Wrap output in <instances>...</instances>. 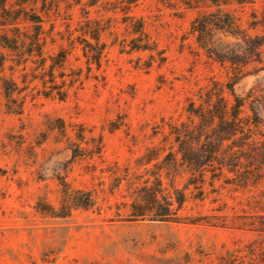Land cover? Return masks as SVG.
<instances>
[{
	"label": "rangeland",
	"instance_id": "obj_1",
	"mask_svg": "<svg viewBox=\"0 0 264 264\" xmlns=\"http://www.w3.org/2000/svg\"><path fill=\"white\" fill-rule=\"evenodd\" d=\"M52 1L46 60L9 61L0 73V264H220L227 251L261 243L248 229L132 221L130 194L154 164L144 156L162 139L155 135L162 120L186 122L189 99L233 76L220 60L243 66L237 94L264 90V46L255 56L243 41L264 36V0H139L130 15L145 21L158 45L153 53L122 47L135 36L116 10L121 0L87 8L93 0ZM85 10L111 26L100 65L81 42H69ZM3 79L18 85L20 114L7 107ZM64 184L93 192L96 205L66 216ZM215 196L188 203L184 214H219Z\"/></svg>",
	"mask_w": 264,
	"mask_h": 264
},
{
	"label": "trees",
	"instance_id": "obj_2",
	"mask_svg": "<svg viewBox=\"0 0 264 264\" xmlns=\"http://www.w3.org/2000/svg\"><path fill=\"white\" fill-rule=\"evenodd\" d=\"M138 1L121 0L116 8L126 15L125 22L135 36L131 41L125 39L120 43L131 51L157 52L158 45L147 32L145 21L130 15ZM52 3V0H0V73L6 70L9 61L20 66L36 57L46 60L44 26L54 7ZM98 3L93 0L86 8ZM85 11L84 20L76 28L80 35L71 36L69 42L71 46L81 42L90 63L100 65L108 47L104 36L111 26L105 25L103 18H93L89 10ZM258 23L264 28V16ZM231 27L240 29L236 22ZM109 34L115 36V41L119 39L114 32ZM243 41L253 48L255 56H260L264 36H245ZM68 55V50L62 51V63ZM220 61L225 68L226 64L230 65L227 70L231 69L233 76L227 73L226 82L213 81L210 88L200 90L197 100L189 99L186 122L162 120L163 125L156 128V137L161 135L162 139L144 156L145 165L154 164L130 194V220L148 218L155 223L187 221L194 225L206 223L248 229L261 235L263 241L227 251L220 258V264H264V117L256 107L258 104L264 111V90L251 89L245 95L237 94L235 85L242 77L243 66L235 58ZM3 80L8 109L20 114L23 105L15 97L18 85L13 79ZM126 177H130L132 189L136 182L133 176ZM64 187L62 212L66 216L74 208L89 209L96 205L93 192L72 190L67 184ZM223 190L230 194L236 203L234 206L225 201ZM211 194L216 195L213 202H222L214 209L219 214H184L188 203H204Z\"/></svg>",
	"mask_w": 264,
	"mask_h": 264
}]
</instances>
